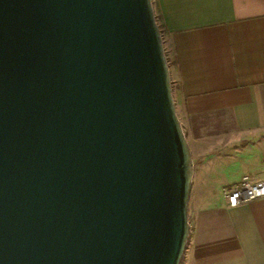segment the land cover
Segmentation results:
<instances>
[{"label": "water", "instance_id": "obj_1", "mask_svg": "<svg viewBox=\"0 0 264 264\" xmlns=\"http://www.w3.org/2000/svg\"><path fill=\"white\" fill-rule=\"evenodd\" d=\"M192 173L152 0H0V264H181Z\"/></svg>", "mask_w": 264, "mask_h": 264}, {"label": "crops", "instance_id": "obj_2", "mask_svg": "<svg viewBox=\"0 0 264 264\" xmlns=\"http://www.w3.org/2000/svg\"><path fill=\"white\" fill-rule=\"evenodd\" d=\"M152 5L173 53L172 95L199 193L181 264H264V197L230 208L222 195L244 174L263 175L264 0Z\"/></svg>", "mask_w": 264, "mask_h": 264}, {"label": "built area", "instance_id": "obj_3", "mask_svg": "<svg viewBox=\"0 0 264 264\" xmlns=\"http://www.w3.org/2000/svg\"><path fill=\"white\" fill-rule=\"evenodd\" d=\"M260 168L263 172L261 177L253 178L244 174L237 182L222 188V195L228 207L236 208L240 204L264 197V157Z\"/></svg>", "mask_w": 264, "mask_h": 264}, {"label": "rangeland", "instance_id": "obj_4", "mask_svg": "<svg viewBox=\"0 0 264 264\" xmlns=\"http://www.w3.org/2000/svg\"><path fill=\"white\" fill-rule=\"evenodd\" d=\"M154 15H155V19H156V22H157V25L159 27V30H160V33H161V38H162V43H163V49H164V54H165V57H166V61H167V64H168V67H169V72H170V79H171V86H172V92H173V89H176V81H175V78L173 76V70H174V60H173V53H172V49H171V46H170V43H169V38L167 36V34L163 31L162 29V26H161V23H160V20L156 14V12L154 11ZM180 121V120H179ZM181 123V122H180ZM184 125L181 124L182 128H183V132L184 134L185 133H188L189 130L187 129L186 127V122L184 120L183 122ZM203 147V150L205 149V146H202ZM225 147L227 146H218V147H215L214 148V154H217V155H221V153L225 152ZM212 156V153H210V158ZM208 156H204L203 157V160H200V161H197V167H200V165L202 164L203 166V169L206 168L207 163L205 161V159L207 158ZM217 165L220 164L219 161L215 162ZM199 169H196V180L198 178V171ZM198 171V172H197ZM220 176V175H219ZM222 176V175H221ZM225 175H223L221 178H223ZM197 183L196 185H194L192 188H191V192H190V197H189V202H188V223H189V227H190V223L192 222L193 220V217H194V214H195V208H196V204H197V200H198V197H199V193H198V188H197ZM206 193V192H205ZM206 194H209L210 193H206Z\"/></svg>", "mask_w": 264, "mask_h": 264}]
</instances>
